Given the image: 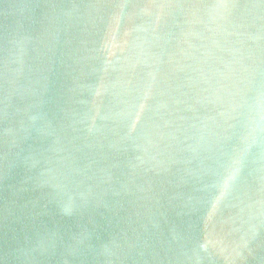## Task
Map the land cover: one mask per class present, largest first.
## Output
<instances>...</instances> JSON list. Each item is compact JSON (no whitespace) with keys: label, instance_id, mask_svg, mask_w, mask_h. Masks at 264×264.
I'll use <instances>...</instances> for the list:
<instances>
[{"label":"water","instance_id":"1","mask_svg":"<svg viewBox=\"0 0 264 264\" xmlns=\"http://www.w3.org/2000/svg\"><path fill=\"white\" fill-rule=\"evenodd\" d=\"M0 264H264V0H0Z\"/></svg>","mask_w":264,"mask_h":264}]
</instances>
